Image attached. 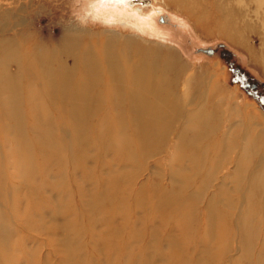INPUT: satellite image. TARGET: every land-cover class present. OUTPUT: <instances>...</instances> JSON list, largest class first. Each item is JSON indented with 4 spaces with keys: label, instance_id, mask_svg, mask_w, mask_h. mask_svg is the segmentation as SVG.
<instances>
[{
    "label": "bare ground",
    "instance_id": "1",
    "mask_svg": "<svg viewBox=\"0 0 264 264\" xmlns=\"http://www.w3.org/2000/svg\"><path fill=\"white\" fill-rule=\"evenodd\" d=\"M175 1L196 10L194 15L198 20L203 21L208 15L214 16V30L223 37H230L231 28L224 19L228 3L218 4L215 0ZM124 3L138 12L152 7L148 0H126ZM16 23L17 20L9 11H0V88L15 90L19 94V100H9L8 106L3 104L8 111L10 108L11 113L16 111L15 129L19 133L25 132L21 137H12V140L20 143L17 146H22L21 144L28 145L29 142H40L43 139L46 150L54 151V157L57 154L54 160L56 172L53 174L43 168L44 156L37 157L40 160L38 170L31 164V157H34L31 149L26 152V157L20 156L19 159L24 160L23 164L29 165L28 181H34V186L38 183V188L45 190L54 175L63 180L70 179L75 168L67 163L74 160L81 163V158L87 159V146L79 142L86 140H89L86 144L97 155L105 154V146L110 147L117 159L129 166L118 165L125 169L130 168V171L121 172L119 178L107 181L112 189H108L106 193L100 191L96 198L91 196L93 201L89 210L81 211L88 213L86 219L90 224V235L85 244L78 238L80 231H83L81 226L78 228L76 224H66L63 227L61 235L65 239L62 244H66L61 246V251L63 254H76L73 264H86L87 261L91 264H259V260L256 261L257 256L264 254V132L257 133L253 138L249 127L239 124L234 135L221 133L215 139L218 129L209 124L213 118L196 109L186 113L185 122L188 125L197 120L200 124H190L180 132L170 126H154V119L150 118V114L158 113L165 106H171V96L180 94L185 97L187 86L192 88V94L186 98L191 105H199L198 108L205 103L204 92L213 91L217 87L212 89L211 83L199 78L198 74L188 77L180 87V72L172 70L171 64L161 57L158 48L135 43L129 37L121 46L116 42L101 44L95 50H91L87 44L79 45L80 48H71L59 42L52 51H38L34 55L30 48L34 47L37 39L33 36L3 38V34L11 27L21 28ZM10 66L13 70L9 69ZM41 78L45 80L43 85L33 81L38 82ZM56 92L59 94L56 96L58 100H53L52 97H48V100L71 107V111H61L64 114L63 119H67L66 122L61 119L55 121L45 108L46 101L43 96ZM22 105L28 106L33 113L37 110L43 114V117L36 118H42V123L47 124L32 129L31 138L21 128H25ZM124 105L128 108L122 110ZM57 112L60 113L59 110ZM191 115L196 117L191 119ZM57 116L60 118V114ZM126 116L128 124L125 125ZM175 119L177 117H172L170 122L176 121ZM35 120L38 122V119ZM67 127L73 129L72 138L67 137L64 132ZM166 135L176 136L178 141L168 145L165 141ZM44 137L52 139L47 141ZM196 137L208 141L204 146H196L199 155L193 158L186 149L194 145L188 138ZM1 153L3 150L0 147V155ZM163 154V160L153 162V167L160 170L159 185L151 191L154 194L152 198L142 201L147 193L143 189L150 184L144 186L150 178L140 186L137 180L133 194L128 189L135 178L126 180V174L139 175L148 172L150 163L145 161ZM74 155H77L76 159ZM0 158V264L18 263L21 260L6 258L1 252L3 249L8 250L23 244L17 231L11 229L7 222V218H10L9 207L17 208L15 215L21 218L46 210L37 203L36 192L32 193L29 189H26L24 195L18 192L16 199L10 201L13 192L7 176H3L10 163L2 156ZM96 163L93 168H96ZM23 164L21 168L25 167ZM100 166L105 171L111 167L110 164L107 168L103 164ZM81 182L84 185L87 183L83 177ZM2 184L8 187H5L6 192L3 191ZM67 184L61 182L52 185L54 188L59 186L60 189V186H69ZM70 185L75 187L76 182H70ZM116 187L122 191L116 190L112 194ZM62 190L58 192L55 189V193L62 199L72 196L70 191L63 194ZM80 196L82 195L79 193L76 198ZM108 197L118 199L120 207H112L113 211L105 210L103 204ZM82 199H79L80 205L87 208ZM132 201L136 208L154 205L156 209L144 211L140 219H134L131 213L123 211ZM67 208L65 217H73L71 205ZM80 217L83 218L82 214ZM102 218H106L107 222L96 228ZM114 221L124 225L118 226L112 232L107 228L113 227ZM142 231L148 240L143 242L140 249L135 248L140 243ZM125 232L123 244L108 242L102 245L96 241L119 238ZM68 235L72 238L67 239ZM156 249L160 255L155 260H148V256L142 259L136 254H145ZM104 251L106 255L102 256ZM120 252L132 253V257L127 259L122 256L119 262L114 260L115 255Z\"/></svg>",
    "mask_w": 264,
    "mask_h": 264
},
{
    "label": "rangeland",
    "instance_id": "2",
    "mask_svg": "<svg viewBox=\"0 0 264 264\" xmlns=\"http://www.w3.org/2000/svg\"><path fill=\"white\" fill-rule=\"evenodd\" d=\"M148 1L152 4V9L138 12L130 6H125L124 2L126 0H123V2H117V0H103V2L102 0H0V11H5L6 13L9 11L11 16L17 20L16 24L21 25V28H18V26L11 27L3 34V38H18V35L33 36L37 41L34 47L30 48V51L37 55L38 51H52L59 42L71 48H80L79 45L87 44L88 47H91V50H95L101 44L108 45L116 42L121 46L129 37L135 43L158 48L161 57L171 64L172 70L180 72V81L182 83L180 87L187 81L188 77L196 76V74L200 75L199 78L202 80L210 82L212 89L217 87L213 91L204 92L205 103L198 108L199 105H191L188 101L187 98L192 94V88L187 86L185 97L180 96V94L171 96V106H165L158 113L150 114V118L154 119L152 125L170 126L180 132V130L182 131L190 124L191 126L200 124L197 120L191 121L188 125L185 122L187 119L186 113L189 110L196 109L200 110L201 114L203 113L205 116L213 118V120L209 121V124L218 129L214 136L215 139L221 133L223 135H234L236 130L239 129L236 128L239 124L249 127V133L253 138L257 133L264 132V0H215L218 4H229L224 14L225 22L231 28L230 37L228 38L223 37L218 31L214 30L212 24L214 16L212 15H208L201 21L194 15L196 10L193 11L189 6L179 4L175 0ZM204 48L211 49L212 53L207 55L198 51V49ZM68 63H71V61L68 60ZM9 69L13 70V67L10 66ZM33 81L42 85L45 83L42 78L38 82ZM58 95L57 92L50 94V96L44 95L43 97H45L46 101L44 105L55 121L58 122L61 119L66 122L67 119H63L64 114L61 111H71V107L63 103L54 104L51 100H48V97L58 100L56 98ZM9 100H19L18 92L1 89L0 147L3 153H1L0 157L2 156L6 162L10 163L7 172L5 175L3 174V176H7L10 189L13 192L10 195V201L16 199L18 192L24 195L26 189H29L32 190V193L33 191L36 192L37 203L41 204L46 211L21 218L15 215L18 212L17 208L9 207L10 218H7L9 220L7 222L11 229L17 231V236L23 244L20 246V243L16 248L3 249L1 251L6 258L21 260L18 263L8 262L4 264H73L76 261V254H63L61 251V246L66 244H62L65 239V236L61 235L63 227L66 224H76L78 228L81 226L83 231H80L78 238L80 237L81 243L85 244L88 235H90V224L86 219L88 216L86 214L88 213L85 212L89 210V205L93 201L91 196L96 198L100 191L106 193L108 189H112L107 181L119 178L120 173L123 171V173L130 171V168L125 169L123 167L129 165L120 162L110 147L105 146L103 148L107 150L105 154L97 155L90 145L86 144L89 140H86V142L79 141L82 145L87 146L86 154L88 157L87 159L81 158V163L77 160L67 163L75 168V173L71 175V178L63 180L54 175L52 182H49L45 190L44 188H38V183L36 184L37 186H34L35 182L33 181V183L32 180L28 181L27 178L30 174L28 172L29 165L23 164V158L19 159V157H26V152L31 149L34 156L31 157V164L35 169L38 170L40 163L37 157L42 158L44 156L43 168L53 174L56 172L54 160L57 154L54 157V151L46 150V143H42L43 139L40 142H29L28 145L21 144L22 146H17L20 143L16 140L13 141L12 137H21L25 132L19 133L15 129L14 117L16 121L17 117L14 113L16 111L11 113L10 108L8 111L3 104L7 105ZM22 108L24 109L25 128H21L26 130L31 138L32 129L41 128V126L47 124L45 122L42 123V118H36V116L43 117V114L38 113L37 110L36 113H33L26 105H22ZM61 108L62 110H60ZM127 108L128 106L126 105L121 107L122 110ZM57 114H60V118ZM178 116L181 118H178ZM172 117H177L176 121L170 122ZM193 117L191 115L189 118L192 119ZM35 119H38V122ZM127 119L128 117L126 116L124 118V121H126L125 125L128 124ZM247 121H249L250 125ZM64 132L69 138L74 136L73 129L70 127L65 128ZM44 138L47 141L52 139V137ZM165 141L170 145L178 141V138L173 135H166ZM188 141H191L194 145L188 147L186 151L191 157L195 158L199 155L196 146H204L208 140L196 137L193 139L188 138ZM74 158L76 159L77 155H74ZM163 159L164 154L145 161L150 163L149 171L146 173H140L139 175L126 174V180L131 177L135 178V181L129 186L130 189L126 188L135 194L136 187L134 183L138 180L140 186V184L150 178L144 187L150 185L145 190L143 189V191L147 192L145 198L141 200L147 201L152 198L154 194L152 195L151 191L157 189L161 177L160 170L153 167V162H159ZM96 162L103 164L105 168L108 167V164L111 167L106 172ZM95 163L96 168H93ZM21 164L25 167L21 168ZM118 164L124 165L119 166ZM11 167L16 168V170ZM90 168L93 170L91 171ZM113 170L117 171L114 172ZM44 173L43 175L46 176L47 173ZM181 173L183 174L184 172ZM82 177L89 184L85 182L86 184L84 185L81 182ZM77 179H79V182ZM27 182L29 183L27 184ZM61 182L64 184L68 183L67 185L69 186H60V189L57 186V189L52 185ZM70 182H76L75 187L78 189L70 185ZM90 183L92 186H90ZM2 187H4L2 188L3 191L6 192L5 187L7 186L2 184ZM55 189L58 192L63 189V194L66 191H70L72 196L62 199L55 193ZM116 190L122 191V189L116 187L112 194H115ZM79 193L82 196L76 198ZM110 197L103 204V208L113 211L111 208L118 206L119 201ZM82 198L87 204V208H83L80 205L79 199ZM132 203L133 201L128 203L123 211L131 213L134 219H140L144 211L156 209L154 205L148 207H143L142 205L140 208H136ZM70 205L74 214L71 212L73 217L70 214L71 217L67 218L65 217L67 216L65 211L67 206ZM3 207L8 209L7 206ZM20 210H22V205H20ZM81 214L83 220L80 217ZM106 222V218H102L96 224V228ZM116 223L118 222L114 221V226H110L107 229L113 232V229L124 225L122 222L117 225ZM141 230H144V228ZM143 234L144 232L142 231L140 243L135 248L140 249L143 242L148 240L147 236H144L146 234ZM163 234L164 232L160 236ZM68 236L66 237L67 239L72 238L71 235ZM125 237L126 232L121 234L119 238H109L104 242L101 239L97 240L96 237L95 239L102 245L108 242L119 245L123 244L122 240ZM136 254L142 259H146L148 256V260H155L160 255V252L156 249L150 250L145 254L140 252ZM103 255H106L105 251ZM131 255L132 253L129 252H120L115 255L114 260L119 262L122 256L130 259ZM63 258L65 259L64 261L62 260ZM257 260H259V264H264V254L257 256ZM85 263L91 264L88 261ZM242 264L246 263L242 262Z\"/></svg>",
    "mask_w": 264,
    "mask_h": 264
},
{
    "label": "water",
    "instance_id": "3",
    "mask_svg": "<svg viewBox=\"0 0 264 264\" xmlns=\"http://www.w3.org/2000/svg\"><path fill=\"white\" fill-rule=\"evenodd\" d=\"M199 52L205 53L207 55L212 53V50L209 48H204V49H198Z\"/></svg>",
    "mask_w": 264,
    "mask_h": 264
},
{
    "label": "snow or ice",
    "instance_id": "4",
    "mask_svg": "<svg viewBox=\"0 0 264 264\" xmlns=\"http://www.w3.org/2000/svg\"><path fill=\"white\" fill-rule=\"evenodd\" d=\"M102 2H103V0H102ZM117 2H123V0H117Z\"/></svg>",
    "mask_w": 264,
    "mask_h": 264
}]
</instances>
